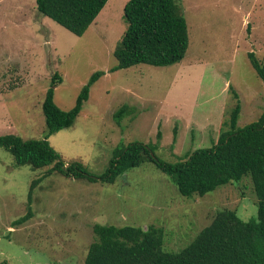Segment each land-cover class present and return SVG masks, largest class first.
<instances>
[{
  "label": "rangeland",
  "instance_id": "rangeland-1",
  "mask_svg": "<svg viewBox=\"0 0 264 264\" xmlns=\"http://www.w3.org/2000/svg\"><path fill=\"white\" fill-rule=\"evenodd\" d=\"M128 0H109L78 36L41 14L36 0H0V135L45 139L43 101L54 68L63 77L56 103L71 109L96 71L75 123L48 141L66 164L103 174L118 148L143 142L157 159L177 164L218 143L237 103L238 128L264 112V81L251 63H264V0H181L189 47L179 62L141 63L112 71L114 50L126 31ZM133 110L120 121L114 112ZM53 166L17 165L0 146V264H85L95 223L163 228V248L180 251L219 209L258 219L250 176L205 195H182L172 177L152 162L114 183L89 182ZM29 202L34 180L39 179ZM22 217L27 219L19 222Z\"/></svg>",
  "mask_w": 264,
  "mask_h": 264
},
{
  "label": "trees",
  "instance_id": "trees-1",
  "mask_svg": "<svg viewBox=\"0 0 264 264\" xmlns=\"http://www.w3.org/2000/svg\"><path fill=\"white\" fill-rule=\"evenodd\" d=\"M108 1L36 0L41 14L78 36L87 31ZM180 1L126 2L124 19L127 28L114 50L118 64L112 71L141 63L166 66L186 56L189 31ZM249 57L264 81V63L255 52H249ZM50 71L51 83L42 106L47 126L45 139H24L15 133L0 135V146L14 155L17 165L41 168L53 164L48 174L59 172L89 182L114 183L128 170L152 162L172 177L182 195H205L230 181L250 176L258 198V219L245 221L235 210L219 209L211 223L180 251L163 248L161 227L152 225L143 229L133 225L95 223L96 239L89 247L85 264H264V112L257 120L238 128L241 107L237 103L231 113L229 130L221 134L218 143L194 150L177 164L155 158L148 145L134 141L114 152L103 174L93 175L77 162L66 164L48 138L75 123L91 87L105 72H94L75 105L65 110L55 101V90L63 77L54 68ZM128 113L133 110L124 104L114 116L120 121ZM39 180L32 183L29 202H32L33 190ZM24 219L27 217L18 221Z\"/></svg>",
  "mask_w": 264,
  "mask_h": 264
}]
</instances>
